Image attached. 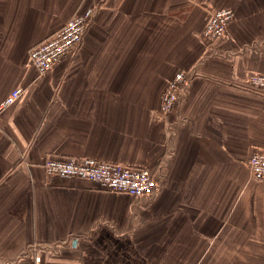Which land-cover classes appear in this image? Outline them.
I'll list each match as a JSON object with an SVG mask.
<instances>
[{"label": "crops", "instance_id": "0c3cea01", "mask_svg": "<svg viewBox=\"0 0 264 264\" xmlns=\"http://www.w3.org/2000/svg\"><path fill=\"white\" fill-rule=\"evenodd\" d=\"M95 6L81 45L39 75L28 51ZM235 16L224 37L211 13ZM167 114L159 97L194 67ZM264 0H0V264H264ZM184 118L169 136L166 122ZM94 157L157 174L152 197L45 173L48 157Z\"/></svg>", "mask_w": 264, "mask_h": 264}, {"label": "built area", "instance_id": "2783aa9c", "mask_svg": "<svg viewBox=\"0 0 264 264\" xmlns=\"http://www.w3.org/2000/svg\"><path fill=\"white\" fill-rule=\"evenodd\" d=\"M94 12L95 6L75 12L56 31L30 47L29 61L39 75L50 71L60 58L79 48ZM234 16V10L230 7L215 9L204 27L203 37H221ZM195 73L194 66L173 74L161 94L159 113L167 114L182 101ZM246 81L253 89L264 90V73L253 72ZM22 94L23 88H13L0 102V110L19 100ZM183 122L184 118L181 116H178L177 121L166 122L170 137L176 133L174 126ZM42 167L48 175L84 178L110 191L123 192L136 199L152 197L159 187L157 174L147 167L104 161L94 157H48L42 162ZM247 167L252 178L264 180V148H256L253 151L247 160Z\"/></svg>", "mask_w": 264, "mask_h": 264}, {"label": "rangeland", "instance_id": "374dc122", "mask_svg": "<svg viewBox=\"0 0 264 264\" xmlns=\"http://www.w3.org/2000/svg\"><path fill=\"white\" fill-rule=\"evenodd\" d=\"M235 13V12H234ZM202 33H203V31H202ZM225 33H226V31H225ZM225 33L221 36V37H219V38H217V39H209V41H215V40H220V39H222L223 37H224V35H225ZM165 88V87H164ZM163 90L164 89H162V92H163ZM162 92H161V94H162ZM161 94H160V97H159V105H158V110L160 109V106H161ZM159 112H160V110H159Z\"/></svg>", "mask_w": 264, "mask_h": 264}]
</instances>
